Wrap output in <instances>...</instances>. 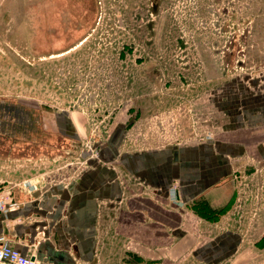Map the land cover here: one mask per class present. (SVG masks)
<instances>
[{
  "label": "rangeland",
  "instance_id": "1",
  "mask_svg": "<svg viewBox=\"0 0 264 264\" xmlns=\"http://www.w3.org/2000/svg\"><path fill=\"white\" fill-rule=\"evenodd\" d=\"M240 91L264 92V0H0V101L33 112L39 130L18 145L1 139L0 152L29 158L41 182L71 179L84 167L75 155L126 137L159 147L211 138L226 123L216 106ZM257 157L238 175L237 202L254 212L264 206ZM167 247L159 264H192L183 245Z\"/></svg>",
  "mask_w": 264,
  "mask_h": 264
},
{
  "label": "crops",
  "instance_id": "2",
  "mask_svg": "<svg viewBox=\"0 0 264 264\" xmlns=\"http://www.w3.org/2000/svg\"><path fill=\"white\" fill-rule=\"evenodd\" d=\"M240 92L216 106L226 123L210 139L159 147L126 137L75 155L84 167L65 182L32 178L29 158L0 152V189L19 205L0 215V236L42 264H159L161 242L168 254L183 245L192 264H264V206L237 202L243 163L264 156V92ZM69 127L77 136L74 118Z\"/></svg>",
  "mask_w": 264,
  "mask_h": 264
},
{
  "label": "flooded vegetation",
  "instance_id": "3",
  "mask_svg": "<svg viewBox=\"0 0 264 264\" xmlns=\"http://www.w3.org/2000/svg\"><path fill=\"white\" fill-rule=\"evenodd\" d=\"M36 122L33 112L18 104L0 101V141L12 139L18 145L28 140L39 132Z\"/></svg>",
  "mask_w": 264,
  "mask_h": 264
},
{
  "label": "built area",
  "instance_id": "4",
  "mask_svg": "<svg viewBox=\"0 0 264 264\" xmlns=\"http://www.w3.org/2000/svg\"><path fill=\"white\" fill-rule=\"evenodd\" d=\"M207 139H210L209 137ZM9 190L0 189V215H7L18 208V203L13 200ZM168 198L173 203L177 201V191L172 187L168 192ZM0 264H42L37 260L33 253L22 255L16 251L11 242L5 237L0 236Z\"/></svg>",
  "mask_w": 264,
  "mask_h": 264
},
{
  "label": "water",
  "instance_id": "5",
  "mask_svg": "<svg viewBox=\"0 0 264 264\" xmlns=\"http://www.w3.org/2000/svg\"><path fill=\"white\" fill-rule=\"evenodd\" d=\"M15 200V199H14Z\"/></svg>",
  "mask_w": 264,
  "mask_h": 264
}]
</instances>
